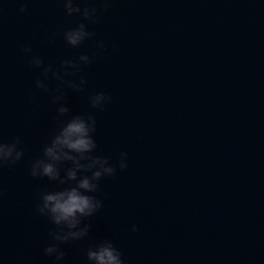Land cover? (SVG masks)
<instances>
[{
  "label": "water",
  "instance_id": "1",
  "mask_svg": "<svg viewBox=\"0 0 264 264\" xmlns=\"http://www.w3.org/2000/svg\"><path fill=\"white\" fill-rule=\"evenodd\" d=\"M0 7V127L25 150L0 177V264H50L48 225L33 206L52 186L27 168L55 112L21 48L58 63L90 54L95 41L74 49L45 39L79 21L59 0H26L25 13L17 0ZM89 27L108 49L67 106L81 114L89 94L111 95L96 113L95 154L127 151L128 168L101 181L104 207L88 239L64 246L66 264H83V249L103 238L125 264H264V0H112Z\"/></svg>",
  "mask_w": 264,
  "mask_h": 264
},
{
  "label": "clouds",
  "instance_id": "2",
  "mask_svg": "<svg viewBox=\"0 0 264 264\" xmlns=\"http://www.w3.org/2000/svg\"><path fill=\"white\" fill-rule=\"evenodd\" d=\"M17 2L20 3L18 11L27 12L26 0ZM59 3L63 5L65 18L79 17V21L62 33L46 34L45 39L60 37L65 46L74 49L94 40L95 50L90 54L61 59L58 63H45L40 55L33 53L30 45L21 48L28 66L38 72L34 88L49 98L55 112L52 130L27 168L31 180L44 181L52 186L42 187L36 193L33 206L34 216L48 225L42 256L50 264H66L64 246L88 239L92 230L90 220L104 207L103 200L97 195L100 183L104 179H115L118 172L126 171L129 155L127 151H121L112 160L95 154L99 151L95 139L96 113L106 110L112 102L111 95L104 91L89 94L86 98L89 111L81 114H73L67 106L68 91L73 94L84 92L87 86L84 70L95 60L102 59L108 49L107 42L95 39L96 32L90 30L89 26L97 23L101 12L109 11L112 0H59ZM96 3L102 7L97 8L94 6ZM2 14L3 8L0 7V17ZM53 82L54 88L51 87ZM24 158L22 138L15 136L5 139L0 127V177L5 168L11 169ZM5 197L6 191L0 181V206ZM129 231L135 234L140 229L133 224ZM82 256L83 264H125L121 251L109 238L91 242L83 249Z\"/></svg>",
  "mask_w": 264,
  "mask_h": 264
}]
</instances>
